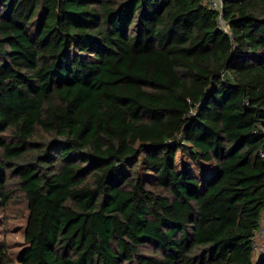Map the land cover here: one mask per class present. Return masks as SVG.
Returning a JSON list of instances; mask_svg holds the SVG:
<instances>
[{
	"label": "trees",
	"instance_id": "trees-1",
	"mask_svg": "<svg viewBox=\"0 0 264 264\" xmlns=\"http://www.w3.org/2000/svg\"><path fill=\"white\" fill-rule=\"evenodd\" d=\"M13 183L17 264H264V0H0Z\"/></svg>",
	"mask_w": 264,
	"mask_h": 264
},
{
	"label": "rangeland",
	"instance_id": "rangeland-1",
	"mask_svg": "<svg viewBox=\"0 0 264 264\" xmlns=\"http://www.w3.org/2000/svg\"><path fill=\"white\" fill-rule=\"evenodd\" d=\"M11 192L7 204H0V242H4L7 252L13 259L10 264H17L16 258L20 248L24 246L23 229L25 226L26 207L23 195L16 184L9 186ZM256 253L264 249V225L255 237Z\"/></svg>",
	"mask_w": 264,
	"mask_h": 264
},
{
	"label": "built area",
	"instance_id": "built-area-1",
	"mask_svg": "<svg viewBox=\"0 0 264 264\" xmlns=\"http://www.w3.org/2000/svg\"><path fill=\"white\" fill-rule=\"evenodd\" d=\"M209 3V6L213 8L216 11L221 12L222 11V0H207ZM220 24L222 25L223 29L225 30L224 23L220 20ZM264 225V216L261 218L260 223H259V230L255 233L254 238H253V247L254 250H257L256 242H255V237L258 234L259 231H261V227Z\"/></svg>",
	"mask_w": 264,
	"mask_h": 264
}]
</instances>
